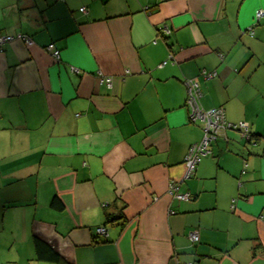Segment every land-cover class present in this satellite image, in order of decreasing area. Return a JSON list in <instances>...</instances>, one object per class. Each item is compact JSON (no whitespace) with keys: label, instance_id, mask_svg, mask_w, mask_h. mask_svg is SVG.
Listing matches in <instances>:
<instances>
[{"label":"crops","instance_id":"0c3cea01","mask_svg":"<svg viewBox=\"0 0 264 264\" xmlns=\"http://www.w3.org/2000/svg\"><path fill=\"white\" fill-rule=\"evenodd\" d=\"M0 34V264H264V0H0ZM186 79L255 136L189 179Z\"/></svg>","mask_w":264,"mask_h":264},{"label":"built area","instance_id":"2783aa9c","mask_svg":"<svg viewBox=\"0 0 264 264\" xmlns=\"http://www.w3.org/2000/svg\"><path fill=\"white\" fill-rule=\"evenodd\" d=\"M84 12V9H80ZM263 13L261 11L256 12L255 18L258 21L262 17ZM170 31L168 29L164 30V34L168 35ZM14 37L8 35L0 34V49L1 47L10 41ZM25 44L30 45L32 41L27 36H18ZM46 49L52 53L54 58L59 57L58 50L55 49L53 44H48ZM171 57V56H169ZM166 61L162 62V66L165 65ZM200 76L204 80H211L216 76V72H208L206 70L200 71ZM102 82L110 86V78L101 79ZM183 85L186 90V99L184 103V108L187 110L188 122L198 124L201 128L202 136L201 139L190 145L184 160L183 165L185 168L184 178H191L196 170V167L200 163L201 159L209 153V147L212 142H214L219 136L227 131L237 132L242 137L248 138L249 134V124L246 122L229 123L225 120L224 111L222 108H210L204 109L199 103L201 97L200 89L196 80L186 79L183 81ZM168 194L179 201L189 200L188 193H181L178 191V184L170 182L168 185ZM106 206V204H102ZM97 235H105V228L100 226L95 229ZM188 238L191 242H196L198 240V234L196 231H190Z\"/></svg>","mask_w":264,"mask_h":264},{"label":"trees","instance_id":"16d2710c","mask_svg":"<svg viewBox=\"0 0 264 264\" xmlns=\"http://www.w3.org/2000/svg\"><path fill=\"white\" fill-rule=\"evenodd\" d=\"M53 44V43H51ZM57 50V49H56ZM186 99V98H185ZM199 103H200V99H199ZM217 108V107H216ZM218 108H221V107H218ZM225 116V115H224ZM226 120V119H225ZM228 122V121H227ZM189 123V122H188ZM231 123V122H229ZM238 123V122H237ZM190 124H194V123H190ZM242 138H245V137H242ZM254 139L255 136L253 137L250 132L248 134V138H245L248 142L251 141V139ZM264 138V136H263ZM192 145V144H191ZM210 148V147H209ZM210 152V150H209ZM209 154V153H208ZM207 154V155H208ZM206 155V156H207ZM205 157V156H204ZM197 168V167H196ZM194 176V175H193ZM192 176V177H193ZM182 193V192H181ZM183 193H186V192H183ZM189 194V193H188ZM189 199H191V196L189 194ZM105 204V203H104ZM51 207H53L54 209H61V205L60 203L56 200V199H53L52 202H51ZM60 206V207H59ZM105 207V206H104ZM98 228V227H97ZM193 243V242H192ZM33 244H34V248H35V254H36V257L37 259H40L42 261H55V262H60L61 259L60 257L58 256L57 253L53 252L44 242L38 240L37 238H34L33 239Z\"/></svg>","mask_w":264,"mask_h":264}]
</instances>
